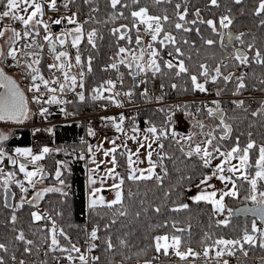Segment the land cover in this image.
<instances>
[{"label":"snow or ice","instance_id":"6c2138e0","mask_svg":"<svg viewBox=\"0 0 264 264\" xmlns=\"http://www.w3.org/2000/svg\"><path fill=\"white\" fill-rule=\"evenodd\" d=\"M63 7L68 9L75 0H61ZM84 3L91 5L93 0H84ZM108 7L111 9L108 21H99L94 16H89L87 20H79L77 13L70 16H61L56 19L45 21L46 8L52 11H58L57 0H0L3 10L0 11V21L8 18L19 22L22 30L15 27L5 26L0 29V38L6 33H11L9 37V47L7 52L0 46V60H7L9 57L15 62V66L26 72L30 80L28 91L35 93L32 97L34 102L41 105L39 115L47 117L49 108L44 105H70L75 101L84 103L91 101H106L117 108L124 106L125 100L131 102L137 90L143 87L139 95L148 102L153 100L157 103L164 101L166 93L165 87L171 89L184 88V84L199 93H210L209 84L217 85L222 83L224 88L217 87L215 95L221 96L226 91H231L233 97H240L244 91L250 88L248 81L249 73L239 71H225L235 63L238 69L250 68L253 65L264 68V46H258L255 43V37L248 40L250 33L239 32L234 34L230 29L233 24L231 8L227 9L228 14L220 15L218 18L205 19L201 15L199 8L195 9L193 18L189 19V0H107ZM233 3L240 5L243 0H233ZM212 7L220 8V0H209ZM161 5H171L173 13L170 15L167 8L161 9ZM157 9L158 11H153ZM92 12H98V8H92ZM254 15L261 17L259 27L264 29V0H259ZM128 20L129 23H120L118 26L111 27L109 34L114 37L113 44L116 51L109 58L110 62L102 69L104 72L115 71L116 79H105L93 86L88 83V76L93 72V61L95 57L90 53L84 55L81 50V44L91 46V49H97V42L102 41L104 36L98 28L86 29L85 25L89 23H105ZM74 24L72 29L62 30L58 34L51 31V26L61 25L64 22ZM200 26H206L215 38H205ZM195 33L202 41L203 45H219L222 49L230 46L233 48L231 55L225 57L230 61L225 64L223 60L210 67L207 63H191L192 55L189 50L195 49V41L186 38V34ZM145 36L149 37L146 41ZM20 44L17 48L15 45ZM123 42V43H121ZM70 43L76 50L73 57L66 46ZM239 45V47L236 46ZM47 45L50 54L53 56V63L47 64L46 68L50 73L46 78L41 67L43 52ZM58 46L63 50H58ZM21 54H23L21 56ZM19 57V58H18ZM168 57V58H165ZM121 66L125 71H120ZM59 73L60 75H57ZM125 74L131 78L133 83L125 91L118 90L125 83ZM254 75V74H253ZM161 79L159 88L160 95L150 96L146 85ZM165 80H176L179 83L166 84ZM259 84L264 86V76L259 79ZM228 85H232L228 88ZM0 121L21 122L28 118L29 108L28 100L20 85L9 75L5 69L0 67ZM42 88L44 91H42ZM79 89V90H78ZM261 90H264L262 87ZM88 95L87 93H89ZM68 93L74 95V99H66ZM47 97V98H45ZM121 97L125 99H121ZM231 104L245 113H249L250 106H246L244 99H233ZM105 109L107 104L103 105ZM168 105L156 109L157 112L164 114V119L158 125L151 119L145 121L146 128L141 129L135 116H125L120 113L118 116L101 117L105 122V127L111 126L118 133L114 138L105 140L111 147L105 149L103 143L99 145L89 144L87 151L91 153V163L95 165L90 169L89 184L95 185L100 182L101 187H91L89 193V208L99 215L95 210L98 207L114 210V217H125L128 212L125 207L124 185L126 181H155L157 184H163L164 178L168 176L169 169L165 161L175 162V153L166 150L165 141L169 145L174 144L184 159L193 161L200 169L201 178L195 185L199 190L198 194L189 197L190 200L199 204L204 202L212 206L215 214L227 216L224 219L215 221L217 228L223 226L229 227L232 224V218L239 215L238 212L227 208L226 198H239L241 185L238 180L246 182L249 187L245 190L243 199L251 201V207H245L240 210L243 213H251L254 217L250 224L245 221L240 227V234L233 239H227L223 236L213 238L209 233H205L201 244L203 245L202 255L205 258L214 252L212 259L215 264H229L226 256H235L237 252L248 256V248L260 247L264 249V142L258 143L252 138V133H247L246 142L241 144V134H235V129L227 116L226 110L221 106L219 99H213L208 103L195 105ZM61 112L68 113L64 107ZM182 111L187 117H190L191 130L181 133L177 130L178 121L175 119L176 112ZM252 117L264 118V101L250 111ZM198 116H207L214 124H205ZM127 121V125L126 122ZM40 131V129H36ZM51 132V129H47ZM89 136H95L96 131L93 128L88 129ZM9 140V136L0 132V188L3 189V206L12 207L13 212L10 216V223L15 225L18 221L16 212L23 209L25 205L39 209V202L49 193H60L67 197L68 192L64 189L69 187L66 183V172L70 171L69 161H56L54 169V178L56 184L43 187L34 192L31 199L28 194L31 190L37 189V185L42 183L48 176L44 167L39 163L46 156L53 153V149L44 146L39 153H34L30 147H17L14 154L5 150L4 142ZM129 141L135 143L137 147L133 151L129 146ZM119 142V143H118ZM83 143V141H82ZM95 149V150H94ZM143 150L144 158L141 159ZM61 151V149H55ZM103 151V156L107 159L97 161L96 153ZM70 155V153H67ZM253 154L255 159L253 160ZM155 157V158H154ZM23 158V160L19 159ZM84 159L83 153L78 156ZM5 160L18 169L23 174V179H17L16 171H5ZM123 160V163H121ZM214 161H219L215 163ZM234 161H236L234 163ZM147 163V167H140ZM105 165L103 175H97L101 165ZM32 170H29V166ZM117 168H123L124 174L117 171ZM157 169L160 171L158 172ZM106 178H111L114 183L110 188L115 190L114 198L107 200L101 195L102 187ZM191 180V177H186ZM217 179L223 184V188L216 189L215 185L210 183ZM15 185L19 189V199L15 205L9 203V200L17 196L16 192L11 191V186ZM59 185V186H57ZM208 189H212L208 191ZM129 195H134L129 190ZM167 195V194H166ZM119 206V207H117ZM189 203H180L170 209L172 212H181L189 209ZM147 211V209H145ZM154 212L161 214V207L154 208ZM32 221H44L40 231L47 229L43 238V244L47 246L44 255L49 253H60L61 256H53L57 264L61 259L68 261V264H98L101 260L99 255H91L100 245L101 231L104 232L103 245L104 251L111 252L116 248L109 230L116 224V218H112L109 223L103 226L97 224L90 231L87 228L85 240L86 248L82 250L78 243H74L72 236L69 235L65 227L61 226L57 219L48 212L39 210L31 212ZM135 215L139 217L140 212ZM56 216H63L62 212H56ZM211 219V217H210ZM259 221V223H258ZM179 221L165 218L154 227L167 229L162 235L153 237L152 247L156 253L164 256L175 255L182 261H188L189 257H200L201 253L195 251L190 245L191 224L186 227H180ZM69 228L72 225H68ZM79 227V226H77ZM15 241L24 245L22 252L31 255L38 248L37 241L28 238L25 232L15 230ZM211 241V243H208ZM121 246L127 247V241L119 240ZM246 246H248L246 248ZM0 252L8 253L7 243L0 242ZM13 264H27L24 259H17L15 253L10 257ZM159 257L145 260V264H153ZM0 264H7L4 255H0Z\"/></svg>","mask_w":264,"mask_h":264},{"label":"trees","instance_id":"16d2710c","mask_svg":"<svg viewBox=\"0 0 264 264\" xmlns=\"http://www.w3.org/2000/svg\"><path fill=\"white\" fill-rule=\"evenodd\" d=\"M259 1V0H256ZM145 2L150 3V0H145ZM176 2V0H174ZM253 0H248L240 9L231 8L227 5L224 0H220L221 7L215 8L210 6L209 0H189V19L193 18V13L195 9L199 8L201 10V15L205 19L218 18L220 14L231 8V15L233 17L232 28L237 32L250 33L247 37L248 40H252L255 37V43L258 46H264V29L259 27V21L261 17L254 15L255 9L258 6V2L251 8V3ZM73 7V13L78 14V19L83 21L87 20L88 17L94 16L99 21H108L111 9L108 7L107 0H93L91 5L84 3V0H75ZM92 8H98V12H92ZM161 9L167 8L168 13L171 15L173 13V8L171 5H161ZM3 10V5H0V11ZM153 11H158L154 9ZM120 23H129L128 20L116 21L115 24L112 22L105 23H89L85 25L86 29L98 28L100 33L104 36L102 41L97 42V49H91V46L86 44H81V50L84 55L89 53L95 57L93 61V72L88 76V83L95 86L96 83L112 77L114 71L104 72L102 69L107 65L110 60L109 58L114 55L116 48L113 44L114 37L109 34V29L114 26H118ZM55 29L61 28H74L76 25L68 24L67 22L63 25H53ZM202 29V34L205 38H215L214 34L207 29L206 26H200ZM186 38L190 41H195L196 48L189 50V54L192 55L191 63H207L210 67H215L217 63L221 60L226 59V53L218 44L214 46L203 45L199 37L193 32L186 34ZM123 43V42H121ZM48 48V47H47ZM60 47L58 46V50ZM74 56L76 50L72 48ZM7 52V51H6ZM168 58V57H165ZM3 61V67L6 69H14L15 62L9 57L7 60ZM230 62L226 63L229 64ZM45 58L42 60V69L46 78L49 77L50 73L46 68ZM232 66L225 71L231 70ZM121 70L125 71L123 66ZM18 73V71H16ZM249 78L248 83L250 88H262L259 84V79L264 76V68L260 66L253 65L249 68ZM19 74V73H18ZM254 74V75H253ZM21 83L24 86V79L19 77ZM161 81V79H160ZM166 84L169 83H179L176 80H165ZM132 84L131 78L125 74L124 88H127ZM184 88H188L184 91L183 88L171 89L170 87H165L168 95L172 96H186L199 94L197 91H193L188 84L183 85ZM217 87L224 88L225 85L218 83L217 85L209 84V88L216 89ZM231 88L232 85H228ZM140 89L137 90V100L141 101L142 98L139 95ZM228 92V91H226ZM225 92V93H226ZM231 93V92H228ZM90 95L89 93H87ZM74 99V95L72 97ZM98 101H91L90 99L84 103L75 101L70 105H44L49 108V114L47 119H52L62 116L60 111L61 107H65L68 113H74L73 115H78L84 113L86 110L93 109ZM246 102V106H250L249 113L243 112L241 109L235 108L233 104L226 109L227 116L230 118L229 123L233 124L235 129V134H241V144L246 142L247 133H252V138L258 143L264 142V118L252 117L250 111L256 109L260 103L253 105L250 102ZM39 110L41 105L35 104ZM162 106H152L144 108L138 115H136L137 123L141 128H146L147 124L145 121L151 119L156 124H160L164 119V114L159 113L156 109ZM45 118V117H44ZM198 119H202L204 122L208 121L210 124H214L207 116H198ZM21 123V122H16ZM127 125V121L125 122ZM85 125L83 120H74L69 122L57 123L48 127L55 134V142L48 145L54 151L49 156H46L44 160L40 161V164L44 167L45 171L48 173L47 178L44 180L45 183L52 185L56 184L54 178V169L56 161H69L70 171L66 172V183L69 185L66 192L68 196L64 197L60 193H49L45 198L39 202V209L25 205L23 209H19L16 212L18 216V221L15 225L10 223V216L13 212V208H5L3 206V189L0 188V242L8 244L9 252L2 253L0 255L5 256L7 264H13L10 257L13 253L16 254L17 259L26 260L27 264H53L56 262L52 257L61 256L60 253H49L47 256L42 255L47 246L43 244V238L47 229L40 231L41 227L44 225V221L33 222L31 218V212L41 211L48 212L53 217H55L58 223L65 227L69 235L72 236L73 242L78 243V246L83 247L80 241L85 238L86 232L84 231L85 226L92 229L95 225L99 224L103 226L110 222L112 218H116L117 222L109 230V235L112 236L116 248L107 252L104 251L103 237L104 232L101 231V240L99 241V247L95 250L96 255L101 257L99 264H145V260L160 257L167 258V256L161 253H156L152 247L154 243L153 237L155 235L165 234L167 229H159L154 226L165 218L175 219L179 221L180 227H186L189 223L191 224V240L190 245L194 249L201 247V240L205 233H209L213 238L223 236L227 239L236 238L240 234V227L243 226L245 221L250 224V221L254 218L252 216H234L232 218V224L229 227L224 228L223 226L217 228L215 226L216 219L214 218V213L212 211V206L204 202L199 204L189 199L188 187L192 184L198 183L201 178V172L204 171L200 169L193 161L184 159L181 154L176 151L174 144L169 145V142L165 141L166 150L170 153H175V162L165 161L169 169V174L164 178L163 184H157L155 181H140L131 182L126 181L124 185L125 192V207L128 215L125 217H114V210L106 209L104 207H98L95 211L99 213L96 215L93 210L88 206L87 201V170L86 161V143L85 141ZM31 130L25 127H12L9 134V140L4 142L5 150L10 154H14V149L18 146L28 145L31 142ZM83 141V143H82ZM55 149H61V151H55ZM70 153V155H67ZM83 153L84 159H79L78 156ZM155 158V157H154ZM255 159V154H253V160ZM123 163V160H121ZM5 171H16L17 179H22V174L18 172V169L12 166L7 160H5ZM118 172L124 174L123 168H117ZM159 172L160 170L157 169ZM186 177H191V180ZM241 187V193L239 198H226L225 203L227 208L234 209L238 205L244 203H251V201H245L243 199L245 190L248 189L249 185L246 182L237 181ZM11 188L17 193L14 198V205L19 199V189L13 185ZM129 190L134 195H129ZM167 194V195H166ZM180 203H189L190 207L187 210L181 212H172L170 209L176 207ZM252 204V203H251ZM161 207V214L154 212L155 207ZM119 207V206H117ZM147 209V211H145ZM56 212H62L63 216H56ZM136 212H140L141 215L137 217ZM227 216V211L225 212ZM211 217V219H210ZM259 223V221H258ZM68 225H72L71 228ZM79 226V227H77ZM15 230H23L25 235L37 241V247L41 250L37 253L34 251L31 255L24 254L22 249L24 245L20 242L15 241V235L17 234ZM124 239L127 241V247L121 246L119 240ZM101 243V244H100ZM211 243V241H208ZM248 246H246L247 248ZM248 256H244L242 253L237 252L236 256H239L229 264H264V249L260 247L248 248ZM67 260L61 259L60 264H66ZM157 264H207L204 260L199 261H178L174 262L172 260H160ZM208 264H215L214 260H210Z\"/></svg>","mask_w":264,"mask_h":264},{"label":"built area","instance_id":"2783aa9c","mask_svg":"<svg viewBox=\"0 0 264 264\" xmlns=\"http://www.w3.org/2000/svg\"><path fill=\"white\" fill-rule=\"evenodd\" d=\"M57 3H58V9H59L58 11H52V10L46 8V10H45L46 14L44 16L45 21H50V19H56V18H59L61 16L72 15V13H73L72 12L73 11L72 5H70L68 9H65L63 7V4L61 1H57ZM224 14H227V12L224 11L220 15H224ZM12 22L15 23L17 25V27L20 28V30H22V25L19 22H16V21H12ZM65 23H66V21L62 24L64 25ZM66 29H71V28L55 29L54 26H51V31L54 34H58L62 30H66ZM148 39H149V37L145 36V40L147 41ZM22 43H23V41H21L17 45L20 47V44H22ZM236 46L239 47L238 44H236ZM66 48H67V51L74 57V53H73V50H72L70 43L66 46ZM59 50H63V49L60 48ZM224 51L226 53V56L228 57L231 55L233 48L230 46L229 48L224 49ZM22 55L23 54H21V56ZM43 57L45 58L46 65L54 62L53 56L50 54V52L47 48V45H45ZM223 62L226 64L230 61L228 59H224ZM15 68L19 73L18 75L24 79V87H25V90L27 93L29 104H36L34 102V100L32 99V97L35 95V93L28 91V87L30 85V80L27 78L26 72H24L23 70H21L20 68H18L16 66H15ZM241 70L245 71V72H249V68L238 69L235 67V63L232 62V68L230 71H235L239 74V71H241ZM120 71H122V70L120 69ZM57 75H60V74L57 73ZM116 77H117V73L114 71L112 77H109V78L116 79ZM131 82L133 83L132 80H131ZM160 83H161L160 78H157L155 81L150 82L148 85H146L149 89V95L150 96L154 97L156 95L161 94V90L159 88ZM143 87H145V86L140 87L141 91H143ZM261 89L262 88H256V87L255 88H253V87L249 88V89L245 90L243 95L240 97H233L231 93L225 94V92L222 93L221 96L217 97L215 95L216 89H213V88L210 89V93H199V94H195V95H186V96L168 95L166 92V89H164L163 91H164V93H166L165 99H164V101H162L160 103H157L154 100L152 102H148L145 99H143L141 101H136L137 95L135 94L131 102H128L127 100H125L124 106L122 108H117L114 105H112L106 101H98V102H96V105L93 109L86 110L82 114L66 115L64 112H62V116L52 118V119H47V118L41 117L39 115V110L36 108L34 111L31 110L30 116L27 119H25L24 121H22L21 123L0 121V127L30 128V130L32 131L31 132V142L28 145L30 148H32L34 153H39L40 149H42L44 146H48L51 143L55 142V134L53 132L47 131L48 127L53 125V124L57 125V123L69 122V121H74V120H83L84 125H85V128H84L85 129V141L84 142L86 143V145H88L90 142V139L93 137V136L88 135V129L90 127L96 131V135L100 134V135H103L109 139L113 138L115 136V129L112 128L111 126L105 127V122L101 120V117L118 116L120 113H123L125 116H136L144 108H148V107H152V106H162V105L163 106L192 105L193 106L192 110L194 111L195 105H200L201 103H208L209 101H211L213 99H219L221 101V106L225 110L230 107L231 100H233V99H244L245 101L250 102L253 105H256V104H258V102L264 101V90H261ZM118 90L125 91V90H127V88H124V87L121 88L118 86ZM42 91H44L43 88H42ZM72 97H73V94L68 93L67 97H65V98L66 99H72ZM45 98H47V97H45ZM121 99H125V98L121 97ZM105 104H107L106 109H105V107H103V105H105ZM67 112H68V110H67ZM175 119L178 121L177 130L179 132H186L187 130L191 129V124H190L191 118L187 117L184 112L177 111ZM36 129H40V131L37 132ZM225 216H226L225 213H224V215L214 213V218L216 220L224 219ZM85 228H87L88 231L91 230L88 226H85ZM86 237H87V233H86L85 238L80 241V244L82 246L84 245L82 247V250L86 248V244H85ZM97 243L99 245V241H97ZM195 251L200 252L201 256L200 257H189V259H188L189 261L204 260L208 264V262L210 260H213L211 257H212V255H214V252L210 253V256L208 258H205L202 255L203 248L198 247L195 249ZM43 254L44 253L42 252V255ZM91 255H96V251L92 252ZM237 257H239V256H236V255L232 256V257L226 256L225 259L232 261L233 259H235ZM150 259H152V258H150ZM160 260H172L174 262L182 261L179 259V257H176L175 255L170 254L167 256V258H163L162 256H160L158 260L153 261V264H157ZM65 263L68 264V261ZM53 264H57V262H55Z\"/></svg>","mask_w":264,"mask_h":264},{"label":"rangeland","instance_id":"374dc122","mask_svg":"<svg viewBox=\"0 0 264 264\" xmlns=\"http://www.w3.org/2000/svg\"><path fill=\"white\" fill-rule=\"evenodd\" d=\"M2 22H4L3 24H1L2 26H0V29H3L5 26H11V27H15L18 31L20 30V28L19 27H17V25L15 24V23H13L12 22V20H10V19H8V18H5ZM0 23H1V21H0ZM76 27V26H75ZM6 34H8V39H4L3 37L2 38H0V46H2L3 47V49L5 50V52L8 50V47H9V43H6V42H9V37L11 36V33L9 32V33H6ZM2 40V41H1ZM17 48H19L18 46H17V44L15 45ZM4 65H3V61L2 60H0V67H3ZM4 69H5V72H6V74L7 75H9V76H11L16 82H17V84H19L20 85V87H21V89L24 91V93H25V96L27 97V94H26V91H25V88H24V86H23V84L21 83V81L19 80L20 78L18 77V75H17V72H16V68H14L13 70L12 69H6L5 67H3ZM4 91V89L3 88H0V92H3ZM228 92H231V91H228ZM228 92H226V93H228ZM225 93V94H226ZM27 100H28V97H27ZM28 108H29V113H28V116H29V114H30V112H31V110L32 111H34L37 107H36V105L35 104H29V102H28ZM25 119H23L22 121H24ZM21 121V122H22ZM8 122H10V121H8ZM16 122V121H15ZM205 124H209V125H211L210 124V122H208V121H205ZM189 130H187L186 132H188ZM0 132H2V133H5V134H7L8 136H9V134H10V132H11V128L10 127H0ZM186 132H181V133H186ZM100 137H102V136H100ZM111 139V138H110ZM101 143H103V147L105 148V149H107V148H109V147H111V145L109 144V143H107V141L105 140V138L104 137H102V138H98V141H97V143H96V145H99V144H101ZM119 143V142H118ZM95 146V145H94ZM18 147H21V148H24V147H29V145H24V146H18ZM17 148V147H16ZM95 150V149H94ZM88 152V151H87ZM100 152V151H99ZM99 152H97L96 153V158H97V154L99 153ZM102 153H103V151H102ZM91 153H89L88 152V155H87V161H86V170H87V174H88V162H89V159H91ZM102 156V158H105L104 156H103V154H101ZM19 159H21V160H23V158H19ZM236 161H234V163H235ZM40 163V162H39ZM215 163H219V161H214V164ZM29 170H32V166L30 165L29 166ZM22 174V173H21ZM22 179H23V174H22V177H21ZM210 183H212V184H214L215 185V187H216V189H221V188H223V184H222V182H220L219 180H217V179H213V181H211ZM197 183H195V184H192V185H190L189 187H188V195H189V197H191V196H194V195H196V194H198V189L196 188V185ZM48 186H51V184H49V183H45V181H43L42 183H40V184H38L37 185V189H35V190H31L30 189V192H29V196H30V199H31V197H32V195H34V192L35 191H37V190H39V189H41V188H43V187H48ZM59 186V185H58ZM212 189H208V191H211Z\"/></svg>","mask_w":264,"mask_h":264},{"label":"crops","instance_id":"0c3cea01","mask_svg":"<svg viewBox=\"0 0 264 264\" xmlns=\"http://www.w3.org/2000/svg\"><path fill=\"white\" fill-rule=\"evenodd\" d=\"M57 1H59V0H57ZM61 1V0H60ZM4 22H2L1 21V23H0V26H2L1 24H3ZM4 39H8V34H6L4 37H3ZM2 41V40H1ZM6 43H9V42H6ZM18 46V45H17ZM18 75V74H17ZM19 76V75H18ZM141 129H143V128H141ZM116 135H118V133H116ZM115 135V136H116ZM100 136H102V137H104L105 138V136H103V135H95L94 137H92L91 139H90V142H89V144H91V145H96V143H97V141H98V138H102V137H100ZM114 138V137H113ZM108 143V142H107ZM88 144V145H89ZM88 145H87V147H88ZM129 146L132 148V150L134 151L135 150V148L137 147V145L135 144V143H133V142H131V141H129ZM88 153V152H87ZM101 154H103L102 153V151H100L98 154H97V161H101V160H105V159H107V158H102L101 156ZM144 158V156H143V150H142V155H141V159H143ZM148 165H147V163L145 162L144 164H141L140 165V167H147ZM95 167V165H93L92 163H91V159H89V162H88V169L90 170V169H92V168H94ZM104 168H105V165H101V168H100V171L97 173V175H103V171H104ZM88 170V174H87V201H88V205H89V193H90V190H91V187H101V184H100V182L99 181H97V183L95 184V185H91L90 186V184H89V177H90V175H91V173H90V171ZM112 183H114V181L111 179V178H106V182H105V184L103 185V187H102V191H101V195H103V196H105V198L107 199V200H111V199H113L114 198V195H115V190H113V189H111L110 188V185L112 184ZM58 186V185H57ZM65 191L67 190V188H65L64 189ZM28 198L30 199V196H29V194H28Z\"/></svg>","mask_w":264,"mask_h":264},{"label":"water","instance_id":"95a60500","mask_svg":"<svg viewBox=\"0 0 264 264\" xmlns=\"http://www.w3.org/2000/svg\"><path fill=\"white\" fill-rule=\"evenodd\" d=\"M230 30L235 34V31H233L232 29H230ZM11 191L14 192V190L12 188H11ZM9 203L12 204V205H14V198L10 199L9 200ZM251 206H252L251 203H244V204L238 205L233 210L239 213V215H237V216H247V215L252 216L251 213H243V212H240L241 209H243L245 207H251ZM9 208H11V207H9Z\"/></svg>","mask_w":264,"mask_h":264},{"label":"flooded vegetation","instance_id":"af4514ba","mask_svg":"<svg viewBox=\"0 0 264 264\" xmlns=\"http://www.w3.org/2000/svg\"><path fill=\"white\" fill-rule=\"evenodd\" d=\"M224 1L226 2L227 5L231 6V8L240 9V8L242 7V5H244L245 2H247L248 0H243V3L240 4V5H236V4H234V3H233V0H224ZM257 2L259 3V1L253 0V2L251 3V8L254 7V5H255ZM225 12H227V11H225ZM227 14H228V13H227ZM231 29H232L233 31H235V34H238V33H239V32H237L236 30H234L232 27H231Z\"/></svg>","mask_w":264,"mask_h":264},{"label":"bare ground","instance_id":"6f19581e","mask_svg":"<svg viewBox=\"0 0 264 264\" xmlns=\"http://www.w3.org/2000/svg\"><path fill=\"white\" fill-rule=\"evenodd\" d=\"M85 229V228H84ZM101 244V243H100Z\"/></svg>","mask_w":264,"mask_h":264}]
</instances>
